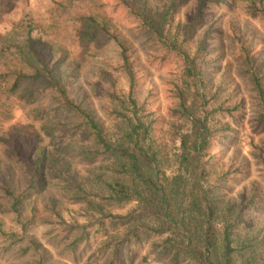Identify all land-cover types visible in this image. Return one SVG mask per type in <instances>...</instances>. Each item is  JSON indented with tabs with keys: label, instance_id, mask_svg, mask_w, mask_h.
Here are the masks:
<instances>
[{
	"label": "rangeland",
	"instance_id": "1",
	"mask_svg": "<svg viewBox=\"0 0 264 264\" xmlns=\"http://www.w3.org/2000/svg\"><path fill=\"white\" fill-rule=\"evenodd\" d=\"M251 1L209 3L201 15L196 13V0H187L176 9L170 24L179 40L187 33L182 47L193 58L196 75L192 77L176 51L162 48L147 31L137 29L119 0H0V72L22 70L31 75L33 63L24 60L22 49L27 50L23 48L26 41H39L53 61L59 56L64 59L61 71L73 76L68 84L70 95L113 135L120 117L102 94L110 85L102 78L103 72L118 92L127 91L128 82L117 69L112 39L99 33L89 40L82 32L88 16L104 21L129 47L137 76L135 95L145 103L144 117L152 122L154 138L168 150L172 148L171 125L178 121L173 113L179 103L178 88L187 96L201 93L198 104L205 101L209 123L224 127L208 150L213 155L210 179L218 214L231 204L241 214L231 229L230 248L238 240L255 237L261 251L264 112L252 71L264 87V0L260 4ZM13 80H0V136L15 137L22 148L18 157H9L0 141V182L18 196L28 184L29 147L38 136L48 142L44 126L54 124L49 118L56 101L40 78L24 79L9 92ZM219 106L236 108L231 113L215 111ZM73 167L86 189L100 188L98 166L77 160ZM226 171V179H215L216 173ZM17 202L13 206V198L0 196V264H109L116 244L121 264H196L187 255L177 262L171 259L170 251L162 248L167 234L140 229L137 236L130 234L119 244L125 231L122 225L87 210L56 180H48L42 190L19 197ZM135 206L129 202L109 211L125 214ZM246 255L234 251L233 264H243ZM256 264H264V258H257Z\"/></svg>",
	"mask_w": 264,
	"mask_h": 264
},
{
	"label": "trees",
	"instance_id": "2",
	"mask_svg": "<svg viewBox=\"0 0 264 264\" xmlns=\"http://www.w3.org/2000/svg\"><path fill=\"white\" fill-rule=\"evenodd\" d=\"M119 1L139 31H147L162 48L176 51L186 64L187 75H196L193 58L182 47L187 33L179 40L170 24L176 9L187 0ZM220 1L196 0L197 15H201L209 3ZM261 1L251 2L260 4ZM190 25L191 22L186 30L191 28ZM82 32L89 40L104 33L117 48V69L127 79L128 89L118 92L103 72L102 78L110 85L102 94L120 117L118 128L109 136L92 112L70 95L68 84L73 76L61 71L62 57L53 61L51 55L44 53L47 48L39 41H26L23 48L27 50L22 49V54L24 60L33 63V72L31 75L22 70L0 72V80L14 78L9 92L27 78H40L46 82L56 101L49 118L54 124L44 126L47 143L38 136L29 147L26 158L28 184L24 191L14 196L12 189L0 182V196L13 198L15 206L19 197L42 190L48 180H56L71 190L73 197L87 210L122 225L125 231L118 238L119 244L128 235L137 236V232L144 229L167 234L162 248L170 251L175 262L187 255L196 264H233V252L237 250L247 254L243 257V264H256L257 258H264V250L258 249L255 237L238 240L236 246L230 248L231 229L241 214L234 212L233 204L218 214L217 199L212 191L215 185L210 179L214 175L210 163L213 155H209L208 150L214 138L224 132V127L209 123L210 111L204 109L205 101L198 104L201 93L197 91L187 96L178 88L179 103L173 111L178 121L171 125L169 141L172 148L168 150L164 142L154 138L152 122L144 117L145 103L139 102L135 95L137 76L128 45L109 31L104 21L93 16L87 17ZM198 48H201V41ZM189 63L191 65L187 66ZM252 76L264 112V87L256 72L252 71ZM235 108L219 106L214 110L231 113ZM59 115H63V119ZM261 117L264 118V114ZM0 141L9 157L21 154L22 147L15 137L0 136ZM77 160L100 168L98 190L86 189L77 179L73 167ZM228 174V171L216 173L215 179L224 180ZM129 202H135L136 206L125 214L109 211ZM109 264H121L117 244Z\"/></svg>",
	"mask_w": 264,
	"mask_h": 264
}]
</instances>
